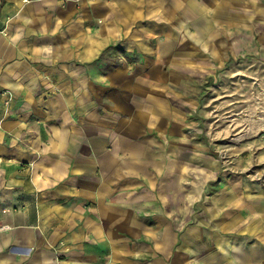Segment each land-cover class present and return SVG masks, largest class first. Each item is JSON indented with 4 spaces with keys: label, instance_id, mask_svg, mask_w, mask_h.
<instances>
[{
    "label": "crops",
    "instance_id": "crops-1",
    "mask_svg": "<svg viewBox=\"0 0 264 264\" xmlns=\"http://www.w3.org/2000/svg\"><path fill=\"white\" fill-rule=\"evenodd\" d=\"M160 16L264 58V0H0V264H264V184L192 192L213 169L143 139L159 66L96 59L123 24L125 51L146 49Z\"/></svg>",
    "mask_w": 264,
    "mask_h": 264
},
{
    "label": "rangeland",
    "instance_id": "rangeland-1",
    "mask_svg": "<svg viewBox=\"0 0 264 264\" xmlns=\"http://www.w3.org/2000/svg\"><path fill=\"white\" fill-rule=\"evenodd\" d=\"M146 11L143 9L144 16L139 18L142 24L155 20V13L146 17ZM168 19L158 18L167 26L151 35L146 49L138 53L125 51L121 32L125 24L119 26L118 40L96 41V59L108 69L121 63L133 65L131 73L134 66H159L160 71L152 77L144 73L159 87L153 90L157 96L153 113L158 119L143 139L177 162L201 159L207 172L213 169L201 190L196 189V175L185 176L192 192L218 193L233 176L264 184V58L248 52L231 53L229 41L220 44L211 36L204 49L193 42L183 43L182 31L168 25ZM171 31L172 51L160 52V41Z\"/></svg>",
    "mask_w": 264,
    "mask_h": 264
},
{
    "label": "built area",
    "instance_id": "built-area-1",
    "mask_svg": "<svg viewBox=\"0 0 264 264\" xmlns=\"http://www.w3.org/2000/svg\"><path fill=\"white\" fill-rule=\"evenodd\" d=\"M2 95V92H0V96ZM3 227L2 226H0V229H2Z\"/></svg>",
    "mask_w": 264,
    "mask_h": 264
},
{
    "label": "bare ground",
    "instance_id": "bare-ground-1",
    "mask_svg": "<svg viewBox=\"0 0 264 264\" xmlns=\"http://www.w3.org/2000/svg\"><path fill=\"white\" fill-rule=\"evenodd\" d=\"M253 111H254V108H252V111H251L252 114H253Z\"/></svg>",
    "mask_w": 264,
    "mask_h": 264
}]
</instances>
